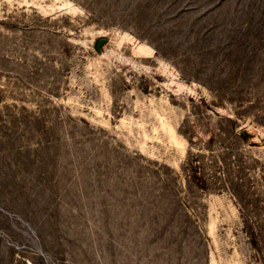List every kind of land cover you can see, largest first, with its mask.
<instances>
[{"label": "rangeland", "instance_id": "obj_1", "mask_svg": "<svg viewBox=\"0 0 264 264\" xmlns=\"http://www.w3.org/2000/svg\"><path fill=\"white\" fill-rule=\"evenodd\" d=\"M264 264V0H0V264Z\"/></svg>", "mask_w": 264, "mask_h": 264}, {"label": "built area", "instance_id": "obj_2", "mask_svg": "<svg viewBox=\"0 0 264 264\" xmlns=\"http://www.w3.org/2000/svg\"><path fill=\"white\" fill-rule=\"evenodd\" d=\"M40 255L43 257V259H45V261L48 263V264H60L56 261H54L53 259H50L48 257V255L46 253H44L43 251H39Z\"/></svg>", "mask_w": 264, "mask_h": 264}]
</instances>
